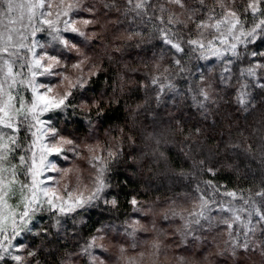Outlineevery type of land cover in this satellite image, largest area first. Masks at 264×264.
Wrapping results in <instances>:
<instances>
[{
    "label": "snow or ice",
    "instance_id": "6c2138e0",
    "mask_svg": "<svg viewBox=\"0 0 264 264\" xmlns=\"http://www.w3.org/2000/svg\"><path fill=\"white\" fill-rule=\"evenodd\" d=\"M0 264H264V0H0Z\"/></svg>",
    "mask_w": 264,
    "mask_h": 264
},
{
    "label": "trees",
    "instance_id": "16d2710c",
    "mask_svg": "<svg viewBox=\"0 0 264 264\" xmlns=\"http://www.w3.org/2000/svg\"><path fill=\"white\" fill-rule=\"evenodd\" d=\"M116 179L118 180H124L125 179V176L123 174H118ZM246 186V185H245ZM133 187V185L129 184L127 186H124V185H121V189H120V195H121V199L124 198L125 196V193L128 192L131 188ZM141 198H146V197H141Z\"/></svg>",
    "mask_w": 264,
    "mask_h": 264
}]
</instances>
